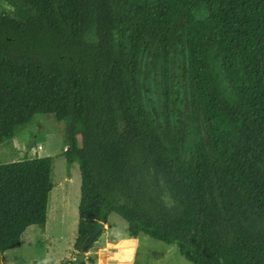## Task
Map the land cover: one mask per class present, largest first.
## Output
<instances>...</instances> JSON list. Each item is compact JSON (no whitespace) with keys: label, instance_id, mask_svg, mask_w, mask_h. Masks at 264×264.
I'll list each match as a JSON object with an SVG mask.
<instances>
[{"label":"trees","instance_id":"16d2710c","mask_svg":"<svg viewBox=\"0 0 264 264\" xmlns=\"http://www.w3.org/2000/svg\"><path fill=\"white\" fill-rule=\"evenodd\" d=\"M5 1L0 148L65 123L74 247L117 213L195 264H264V0ZM53 168L0 161V254L45 229Z\"/></svg>","mask_w":264,"mask_h":264},{"label":"rangeland","instance_id":"374dc122","mask_svg":"<svg viewBox=\"0 0 264 264\" xmlns=\"http://www.w3.org/2000/svg\"><path fill=\"white\" fill-rule=\"evenodd\" d=\"M5 8H10L9 3L0 0V12ZM65 128V123L59 122L54 114L40 113L12 141L0 148L3 163L36 156L54 158L55 186L49 198L45 229L38 225L29 227L23 237V246L7 251V260L24 264L34 258L33 264H59L60 258L63 259L60 264H71L79 253L73 244L77 237L82 177L78 163L68 173L63 154L68 147ZM128 236V222L117 213L111 214L102 235L87 252L86 264H100L101 250ZM138 239L132 264H195L180 253L176 243L168 244L147 234ZM69 252L70 257H67Z\"/></svg>","mask_w":264,"mask_h":264},{"label":"water","instance_id":"95a60500","mask_svg":"<svg viewBox=\"0 0 264 264\" xmlns=\"http://www.w3.org/2000/svg\"><path fill=\"white\" fill-rule=\"evenodd\" d=\"M106 227L104 221H99L91 230L90 235L81 245L73 264H86L88 250L92 248L95 238ZM101 236V235H100ZM138 245L136 237L124 238L117 243H109L108 248H103L99 254L100 264H132Z\"/></svg>","mask_w":264,"mask_h":264},{"label":"crops","instance_id":"0c3cea01","mask_svg":"<svg viewBox=\"0 0 264 264\" xmlns=\"http://www.w3.org/2000/svg\"><path fill=\"white\" fill-rule=\"evenodd\" d=\"M72 175V174H71ZM71 180H72V178H71ZM70 180V181H71ZM113 214V213H112ZM111 216V215H110ZM24 237V236H23ZM130 237V235L128 236V238ZM137 239H138V237H137ZM138 245H139V239H138ZM138 245H137V247H138ZM22 246H23V242H22ZM21 246V247H22ZM73 246H74V244H73ZM20 248V247H19ZM16 249V248H15ZM12 250V249H11ZM49 250V249H48ZM7 251L4 253V254H0V264H18L17 262H15V261H12V260H7ZM70 252L68 253V256L67 257H70ZM61 260H63V259H60L59 258V264L61 263ZM35 261V259L34 258H32V259H29L28 261H26L24 264H33V262ZM134 261V260H133ZM70 264V263H69Z\"/></svg>","mask_w":264,"mask_h":264}]
</instances>
